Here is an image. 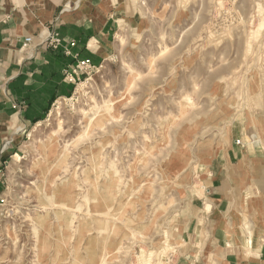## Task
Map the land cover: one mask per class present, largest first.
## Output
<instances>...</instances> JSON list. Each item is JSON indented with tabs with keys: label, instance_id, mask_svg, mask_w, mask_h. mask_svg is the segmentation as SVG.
<instances>
[{
	"label": "rangeland",
	"instance_id": "rangeland-1",
	"mask_svg": "<svg viewBox=\"0 0 264 264\" xmlns=\"http://www.w3.org/2000/svg\"><path fill=\"white\" fill-rule=\"evenodd\" d=\"M105 1L116 24L104 59L73 79L66 68L63 94L0 161V264H182L221 184L235 204L218 226L253 256L264 244V0Z\"/></svg>",
	"mask_w": 264,
	"mask_h": 264
},
{
	"label": "crops",
	"instance_id": "crops-1",
	"mask_svg": "<svg viewBox=\"0 0 264 264\" xmlns=\"http://www.w3.org/2000/svg\"><path fill=\"white\" fill-rule=\"evenodd\" d=\"M77 1L0 0V161L17 155L21 139L44 120L50 102L63 94L65 69L76 63L73 56L89 59L92 65L97 58L104 59L106 40L116 24L112 17L116 9L105 0H86L80 3V10L65 11ZM53 30L66 42L75 41L71 56L36 46ZM27 38H32L34 45L25 49ZM3 191L0 183V199ZM213 192L217 197L201 203L200 215L193 218L194 229L185 243L187 260L182 264H264V244L248 256L244 235L218 226L234 211L235 200L228 186L221 184ZM198 221H204V227L199 228Z\"/></svg>",
	"mask_w": 264,
	"mask_h": 264
},
{
	"label": "built area",
	"instance_id": "built-area-1",
	"mask_svg": "<svg viewBox=\"0 0 264 264\" xmlns=\"http://www.w3.org/2000/svg\"><path fill=\"white\" fill-rule=\"evenodd\" d=\"M77 3H73V6H66L65 7V11H69V10H72V9H77ZM64 39L61 38V36L59 35V33L55 30H53L52 32L49 33V36L47 37L46 40H43L41 41L38 45L36 46H46L47 48L49 49H53L55 51H58V50H61L62 47L64 46ZM70 47H74L75 46V43H71L70 42H67ZM66 44V43H65ZM34 45V41L32 38H27L25 40V43H24V48L25 49H28L30 47H32ZM64 54H66L67 56H71L72 55V52L71 50H68L65 52H63ZM93 68L92 67V63L89 59L87 60H77L75 65L73 67H71L70 69V73H68V76H70L72 79L78 75V73L82 72V71H85V70H88V69H91ZM3 176V171L0 169V179L2 178Z\"/></svg>",
	"mask_w": 264,
	"mask_h": 264
},
{
	"label": "water",
	"instance_id": "water-1",
	"mask_svg": "<svg viewBox=\"0 0 264 264\" xmlns=\"http://www.w3.org/2000/svg\"><path fill=\"white\" fill-rule=\"evenodd\" d=\"M69 6H71V7H72V6H73V3H70V4H69Z\"/></svg>",
	"mask_w": 264,
	"mask_h": 264
}]
</instances>
